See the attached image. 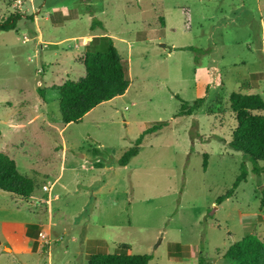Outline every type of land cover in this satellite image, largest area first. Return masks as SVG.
<instances>
[{
    "label": "rangeland",
    "instance_id": "rangeland-1",
    "mask_svg": "<svg viewBox=\"0 0 264 264\" xmlns=\"http://www.w3.org/2000/svg\"><path fill=\"white\" fill-rule=\"evenodd\" d=\"M19 1L0 0V21L22 15L15 29L0 31V151L22 168L40 167L34 183L44 196L42 185L59 173V152L52 149L62 140L67 156L51 191L49 229L38 225L48 222L47 203L0 189V264H87L91 253L114 251L150 254L149 264H230L223 256L229 245L250 232L264 240V173H253L244 155L227 145L236 126L230 94L264 98V0ZM52 20L62 22L52 29ZM36 25L45 39L86 37L43 52L32 47ZM101 33L112 37L128 89L65 125L58 92L48 87L84 76L83 50H102ZM59 47L72 55L53 61L65 72L58 65L44 69ZM200 97L203 105L192 115L175 116L178 98ZM25 112L44 113L49 129L24 122ZM160 121L168 123L119 166L139 134ZM47 154L46 165L36 162ZM244 163L246 181L218 203ZM10 221L37 224H26L32 252L6 251Z\"/></svg>",
    "mask_w": 264,
    "mask_h": 264
},
{
    "label": "trees",
    "instance_id": "trees-1",
    "mask_svg": "<svg viewBox=\"0 0 264 264\" xmlns=\"http://www.w3.org/2000/svg\"><path fill=\"white\" fill-rule=\"evenodd\" d=\"M22 15L11 13L0 21V31L16 28L17 20ZM163 21V20H162ZM102 50H87L82 58L85 74L78 80L66 79L62 84L52 88L59 92V114L64 124L80 121L96 105L123 95L129 86L126 68L111 37L100 36ZM193 50L191 47L180 48ZM178 97V96H177ZM180 101L175 116H189L199 109L204 97L188 102ZM230 108L235 113L236 126L227 145L234 151L241 152L251 164L256 175L264 173V98L258 93L233 92L229 96ZM160 121L145 130L136 138L117 160L119 166H126L136 156L146 135L155 133L167 125ZM208 154H203V169L207 167ZM247 166L241 164L240 171L232 186L217 198L220 203L232 196L241 182L246 181ZM0 189L21 198H29L35 189L32 178L17 170L16 162L6 153L0 151ZM261 207H264V187L261 188ZM224 258L230 264H264V240L255 233H248L227 247ZM150 254H132L126 251L113 253H91L87 264H149Z\"/></svg>",
    "mask_w": 264,
    "mask_h": 264
},
{
    "label": "crops",
    "instance_id": "crops-1",
    "mask_svg": "<svg viewBox=\"0 0 264 264\" xmlns=\"http://www.w3.org/2000/svg\"><path fill=\"white\" fill-rule=\"evenodd\" d=\"M30 2L32 4L33 0H30ZM66 9L67 8H60V10H62V11H65ZM40 11H41L40 9L35 10V12H37V13H39ZM50 15L51 14H48L47 18L49 17V19H50ZM33 18H34V20H37L38 19V15H34ZM61 22L62 21H53L52 20L50 26H51L52 29H54V27L60 26ZM35 23H37V22L35 21ZM105 34L106 33H101L99 35L107 36ZM31 35H32L31 39L34 40V44H32V47L34 48L37 45L38 48L40 47V50L42 48L43 52L48 51L47 49H45V47L47 48L50 45L57 46V45L65 42V41H71V40L77 41L81 37L82 38L86 37V35L84 34V35H75V36L64 37V38L57 39V40H51V39H48V38L45 39L44 33H43V29L40 28L38 25H36L35 29L31 32ZM93 35H95V34H93ZM108 37H110V36L108 35ZM26 38H27V41L30 40V38H28V37H26ZM93 38H97V36H93ZM89 39L92 40V38H89ZM76 47L78 49L77 44H76ZM57 49L59 50L58 52L54 51L52 55L51 54L48 55V57L46 59V63H48V65H46V63L42 64L44 69L46 67L52 68L53 66L58 65L56 62L54 63L53 61H57V60H61V59L63 61H65V58H67V56L72 57V55H70L69 52L67 50H65L63 47H59ZM34 51H36V50H34ZM83 51L86 52L87 49L84 48ZM48 52H50V50ZM51 53H52V51H51ZM81 64L83 66L82 59H81ZM58 66L65 72L64 65H58ZM83 69H84V67H83ZM81 72H82V70H81ZM80 74H82V73H80ZM65 80L66 79H64L60 84H62ZM60 84H58V85H60ZM53 86H57V85H52V87ZM52 87H48V88L49 89H53ZM36 90H39V88H36ZM58 95H59V92H58ZM29 108H30V104L28 102L27 105L24 107V109L25 110H29ZM40 116L44 118L45 114L41 113L39 115L38 114H34L33 115V114H30L29 112L28 113L25 112V114H22L21 118L24 119V122H28V123H32V122H35V121H40L44 125V129L45 128L49 129L48 125H49L50 121H52V120L51 119H49V120L48 119H42ZM46 120H48L47 123H46ZM65 125H67V124H65ZM61 130H62V128L60 129V131ZM52 150H53L52 153H54L53 155H55L56 152L57 153L59 152V156H60V159H59V173L55 176L54 180L49 185H47V184H43L42 185V190H44L43 186L47 187V189L44 190V191L47 192L46 196H44L39 191L34 189V193L29 198H27V200H29V201H30L31 198H38L40 201H43V203H47L48 204V208H47V211H48V216H47L48 220L47 221L48 222L44 223L43 226H42L41 223H38L39 227L41 228V231L42 230L44 231V226H46L47 229H49V228H51V225H52V217L53 216L51 215L52 208L50 207V205H51L50 201L52 199L51 198V191H52V188L54 187L55 183H57L59 180H61V173L64 172L65 159H66V156H67L66 155V153H67V144H66V142H64L62 140L61 143L58 144V148H55V150L54 149H52ZM49 157H50V155H48V154L44 155V156L39 158V161H36V162L42 163L43 165H46L47 162H48V158ZM13 158H14V160L16 162L17 170L20 173H23L24 175L32 178L33 181H34V176H36L37 172L40 171V167L38 165H35L34 162H32V163L26 164V166L24 165L23 168H22L20 166V163H19L18 159H16L15 157H13ZM81 167L84 168V165L81 164ZM57 196H58V194L54 198H56ZM19 199L22 200L23 198L19 197ZM34 205L40 206L41 204H39V203L37 204V202H35ZM36 214H38V213H34V216H36V217L40 216V215H36ZM34 216H31V218H33ZM40 219L41 218H39V220ZM9 224H11V227L7 228L8 230H6L7 232L5 233V241H7V243L10 245V246H7V247L10 248L9 252L20 253V252H22V250L27 251V252H32L31 251V247L29 245L30 244V240H32V238H31L32 235H30V232L28 231V228L26 227V224H29V225H37V224H35L33 221H28V222L10 221ZM25 264H28V263H25Z\"/></svg>",
    "mask_w": 264,
    "mask_h": 264
},
{
    "label": "built area",
    "instance_id": "built-area-1",
    "mask_svg": "<svg viewBox=\"0 0 264 264\" xmlns=\"http://www.w3.org/2000/svg\"><path fill=\"white\" fill-rule=\"evenodd\" d=\"M16 3H17V5H18V4L20 3V1H19V0H17V1H16ZM25 40H27V38H25ZM43 189H44V190H46V189H47V187H46V186H43Z\"/></svg>",
    "mask_w": 264,
    "mask_h": 264
},
{
    "label": "water",
    "instance_id": "water-1",
    "mask_svg": "<svg viewBox=\"0 0 264 264\" xmlns=\"http://www.w3.org/2000/svg\"><path fill=\"white\" fill-rule=\"evenodd\" d=\"M5 249H6L7 251H10V248H9V247H5Z\"/></svg>",
    "mask_w": 264,
    "mask_h": 264
}]
</instances>
